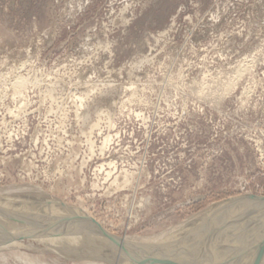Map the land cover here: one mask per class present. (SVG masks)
<instances>
[{"label": "rangeland", "instance_id": "obj_1", "mask_svg": "<svg viewBox=\"0 0 264 264\" xmlns=\"http://www.w3.org/2000/svg\"><path fill=\"white\" fill-rule=\"evenodd\" d=\"M246 194L264 198V0H0V264H108L56 254L111 245L68 224L69 244L47 195L138 240L107 254L122 264L165 242L197 256L213 226L264 248L257 207L229 202ZM239 200L221 236L208 210Z\"/></svg>", "mask_w": 264, "mask_h": 264}, {"label": "bare ground", "instance_id": "obj_2", "mask_svg": "<svg viewBox=\"0 0 264 264\" xmlns=\"http://www.w3.org/2000/svg\"><path fill=\"white\" fill-rule=\"evenodd\" d=\"M141 60V59H140ZM138 61V60H137ZM145 61V60H144ZM135 64V63H134ZM135 65H137V64H135ZM131 67V66H130ZM135 67V66H134ZM129 70V69H128ZM133 70V69H132ZM131 72V71H130ZM127 73V72H126ZM132 73V72H131ZM128 74V73H127ZM127 77V76H126ZM121 82V81H120ZM19 83V82H18ZM119 85H121V83L119 84ZM123 85V84H122ZM129 88L130 86L129 85H126V83H125V85H123V88ZM123 90H125V89H123ZM102 98V97H101ZM103 148V147H102ZM111 165V164H110ZM124 171V170H123ZM127 171V170H126ZM124 173H126V172H124ZM129 176L127 173L124 175V177L125 176ZM117 179V178H116ZM115 181V180H114ZM117 181V180H116ZM116 184V183H115ZM118 184V183H117ZM23 190V189H22ZM29 190V189H28ZM31 190V189H30ZM31 191H33V190H31ZM17 192V191H16ZM16 192H14V193H16ZM4 193V192H3ZM13 193V194H14ZM17 193H19V191L17 192ZM7 194H10V193H7ZM12 194V193H11ZM44 194V193H43ZM21 195V194H20ZM9 196V195H8ZM19 196V195H18ZM3 197L5 198V196L3 195ZM11 197V196H10ZM9 197V198H10ZM0 198H2V197H0ZM13 198H14V196H13ZM17 198V197H16ZM20 198L22 199L23 197H21L20 196ZM30 198V197H29ZM38 198V197H37ZM37 198H33L32 200H34V199H37ZM244 198V199H243ZM243 198H236V200L235 199H232V200H230L229 202H231V201H234V202H237L238 200L237 199H241L242 200V202H246L247 203V206L245 207V208H249L250 206H253V205H255L257 208H256V211H257V213H255L256 214V216H261L262 217V221H264V198H262V197H258V196H253L252 194H246V195H244L243 196ZM8 199V198H7ZM26 199H28V198H26ZM31 199V198H30ZM11 200V199H10ZM9 200V201H10ZM18 200V199H17ZM31 200V203H33V201ZM58 201V199H55V198H53V197H51V196H49V195H47L46 196V198L44 199V202H42V203H44V205L48 208L47 209V216H49V212H50V210H51V212L52 211H54V212H52L53 213V215H54V213H55V215H57L56 216V218H59V220L57 219V221L55 222L54 221V218L52 217L53 215H52V213L50 214V215H52V216H49L50 218H52V219H50V220H53L54 222H52V224L54 223V225H52V226H56V227H58L57 229H59V230H56V233L57 234H59L60 232L61 233H63L62 231H63V228H62V231H60L61 229V227H64V226H67L68 224L72 227H70L69 225V229L70 230H73L74 232H75V235H77L76 233H77V231L81 234H84V235H86V236H88L90 239L91 238H94V240L93 241H96L95 239L97 238V239H100V243H106V244H110V245H112V246H117L118 245V243L122 246H120V245H118L119 247H121L123 250H122V252H123V254L125 253V252H129V248H130V246H131V249L132 248H134L135 246H132L134 243L133 242H135V245L137 244V241L136 240H133V238H131V237H123L124 238V240H125V243L124 242H118V239L117 238H115V237H113V236H110V235H108L103 229H101L100 227L101 226H99L98 225V223L97 222H95V221H93L91 218H90V215L86 212V211H84V209H82V208H80V207H73V206H70V205H67V204H64V203H62V202H59V203H57V201ZM2 201H3V198H2ZM1 200H0V202H2ZM4 201H6L5 199H4ZM8 201V202H9ZM22 201V200H21ZM42 201V200H41ZM14 202H16L17 203V201H14ZM14 202L12 203V204H14ZM18 202H20V201H18ZM27 202H29V200L27 201ZM3 203V202H2ZM11 203V202H10ZM20 203H22V202H20ZM35 203V202H34ZM39 203H40V201H39ZM5 204V206H6V204H7V206H8V203L6 202V203H4ZM36 205L38 204V201L35 203ZM237 205H234V206H232V207H227L226 205H221V204H217V205H213V208H209L210 210H208V211H210L209 213H208V215L210 216V215H221L220 217H222L223 215L224 216H227L226 218H224V219H222L221 221H220V223H218V224H216V228H217V230H218V232H219V228H221V226H222V228H223V224L225 225V223H227L226 224V226L227 225H229V224H231V222L233 221V220H230V218L231 217H234V214L232 213V211L230 210V209H232V208H234V207H237L239 204H240V200H239V203H236ZM244 204V203H243ZM2 206H3V204H1ZM11 205V204H10ZM9 205V206H10ZM20 205V204H19ZM19 205H16V207H18ZM25 205V202H24V204H23V206ZM33 205V204H32ZM14 206V205H13ZM26 206V205H25ZM255 206H253V207H255ZM21 207V206H20ZM20 207L19 208H17V209H19L20 210ZM27 207V206H26ZM37 207V206H36ZM43 207V206H42ZM42 207H40L41 209H42ZM252 207V208H253ZM2 209L4 208V207H1ZM8 208V207H7ZM14 207H12V209H13ZM22 208V207H21ZM25 208V207H24ZM39 208V207H38ZM1 209V210H2ZM12 209H10V210H12ZM28 210H29V208H27ZM236 209V208H235ZM234 209V210H235ZM10 210H4L6 213L5 214H7L8 213V211H9V213H10ZM14 210V209H13ZM12 210V211H13ZM19 210H17L18 212L17 213H19L20 211ZM32 210V209H31ZM31 210H29V211H31ZM39 210V209H38ZM23 211H27L26 209H24ZM1 213H3V211H0ZM14 212V211H13ZM12 212V213H13ZM22 212V211H21ZM33 211H31V213H32ZM36 212V211H35ZM25 213V212H24ZM211 213V214H210ZM221 213V214H220ZM254 213V212H253ZM21 214V213H20ZM29 214V213H28ZM204 214V213H203ZM240 214V213H239ZM247 214V213H246ZM12 215V214H11ZM33 215V214H32ZM236 215H238V214H236ZM251 215H252V212H251ZM0 216H2V215H0ZM25 216V215H24ZM45 216V215H44ZM200 216V215H199ZM8 217V216H7ZM17 217V216H16ZM46 217V216H45ZM48 217V218H49ZM55 217V216H54ZM204 216H202V218H203ZM240 217V216H239ZM249 217H250V214H249ZM248 217V218H249ZM1 218V217H0ZM47 218V217H46ZM45 218V219H46ZM55 218V219H56ZM251 218V217H250ZM252 218H253V216H252ZM254 218H255V215H254ZM253 218V219H254ZM258 218V217H257ZM12 218H9V220H11ZM41 219V218H40ZM39 219V220H40ZM66 219H72L71 221L72 222H68V221H70V220H68V221H66ZM198 219V218H197ZM204 219V218H203ZM232 219V218H231ZM234 219V218H233ZM5 220V219H4ZM38 220V221H39ZM44 220V217L42 218V220L41 221H43ZM73 220L74 221H76V222H78V223H74L73 225H71V223H73ZM201 219L199 218V221H200ZM41 221H39L38 223H40ZM46 221V220H45ZM47 221H49V219H47ZM46 221V222H47ZM62 221H64V222H62ZM203 221V220H202ZM205 221V220H204ZM13 222V221H12ZM44 222V221H43ZM43 222H41V224L43 223ZM50 222V221H49ZM196 222H197V220H196ZM33 223V222H32ZM34 223H36V222H34ZM33 223V224H34ZM48 223V222H47ZM80 223H82V224H80ZM198 223V222H197ZM26 224V223H25ZM29 224V226H30V223H28ZM51 224V223H50ZM192 224V223H191ZM22 225V224H21ZM27 225V224H26ZM35 225H37V224H35ZM93 225V226H92ZM2 226V225H1ZM7 226V225H6ZM13 226H15L16 227V225H13ZM12 225H11V227H13ZM23 226V225H22ZM25 226V225H24ZM40 226V225H39ZM41 226H43L44 227V224H42ZM48 226H49V224H48ZM188 225H186V227H187ZM193 225H191L190 227H192ZM220 226V227H219ZM225 226V227H226ZM11 227H8L9 229L11 228ZM18 227L20 228V226L18 225ZM26 227V226H25ZM51 227V226H50ZM60 227V228H59ZM225 227H224V229H225ZM229 227V226H228ZM231 227V226H230ZM6 228V227H5ZM28 228V227H27ZM32 228V227H31ZM55 228V227H54ZM65 228V227H64ZM103 228V227H102ZM213 228H214V226L211 228V230H210V237L207 239V243H205V245L204 246H202L201 247V249H198L197 251H200V253H198V255L197 256H194V257H192V259H190V260H188V259H183L184 257H181V256H175V255H169L168 257H165V258H163L164 260H161L160 262L159 261H155V260H158L159 259V257L161 256H159V257H155L157 254H155L153 251V253H154V261H150L149 259V262L150 263H155V264H159V263H161V264H165L164 262H166L167 261V263L166 264H181V262L183 261L184 262V264H185V262H191L190 264H193L194 262H204V261H206V260H216V261H218V260H223V261H226V263H228V264H257V263H259V261L261 262V260L260 259H262L263 257H264V248H263V243L262 242H260L259 240H257V239H255V238H252V237H257L258 235H260L262 232H258L257 233V235H252L253 233H250V237H247V235H244V237H242V238H240V240H239V238H238V241L239 242H235L236 244H237V247H236V245L235 246H225L224 244H223V246H222V242H220V240L222 239V238H220V240L218 239V238H216V236L218 235V233H217V231L215 230V232L217 233V235L215 234H212V230H213ZM1 229V228H0ZM23 229H24V227H23ZM37 229H38V226H37ZM44 229V228H43ZM46 229H48L47 227H46ZM51 228H49V230H50ZM56 229V228H55ZM66 229H68V227H66ZM223 229V230H224ZM3 231H5L6 229H2ZM28 230H31V229H28ZM40 230H42V227H41V229ZM65 230V229H64ZM226 230V229H225ZM227 230H229V229H227ZM236 230V229H235ZM262 231H264V228H262L261 229ZM33 231H35V230H32V232ZM43 232H47V231H44V230H42ZM53 231H55V230H53V228H52V233H51V235L53 234ZM58 231V232H57ZM67 231V230H66ZM0 232H2V231H0ZM10 231H6L4 234H2V233H0V238L3 236V235H7L8 233H9ZM35 232H37V231H35ZM38 232L40 233L41 231H39L38 230ZM69 233L71 232V231H68ZM223 231H221V233H222ZM228 232V231H227ZM227 232H224V234L225 233H227ZM232 232V231H231ZM38 233V234H39ZM48 233V232H47ZM49 233V234H50ZM65 233H67V232H65L64 231V233H63V235L65 234ZM69 233H67V234H65V237H67L66 235H68V236H70V234ZM220 233V232H219ZM220 233V235L222 236V234ZM229 233V232H228ZM227 233V234H228ZM45 234V233H44ZM55 234V233H54ZM81 234V235H82ZM224 234H223V236H224ZM232 234V233H231ZM40 235H42V233L40 234ZM46 235H48V234H46ZM46 235H42V236H40V237H43L44 236V238H46ZM233 235H235V234H233ZM237 235V234H236ZM38 236V235H37ZM50 236V235H49ZM53 236H55V235H52V237ZM58 235H56V237H57ZM72 236V237H71ZM70 237H67V238H65V239H68V243L69 242H71L72 240H70L69 238H73V235H71ZM168 236V235H167ZM226 236H230V235H226ZM263 236H264V232H263ZM60 237H61V235H60ZM59 236L57 237V239L58 238H60ZM64 237V236H63ZM76 237H78V235L76 236ZM236 236H234V238H235ZM16 238V237H15ZM51 238V236L49 237V239ZM62 238V237H61ZM61 238H60V240H61ZM135 238V237H134ZM165 239H166V236L164 237ZM169 238V237H168ZM227 238V237H226ZM225 238V239H226ZM232 238H233V236H232ZM47 239H48V237H47ZM46 239V240H47ZM48 239V240H49ZM53 239V238H52ZM80 239V238H79ZM219 241H218V240ZM224 239V238H223ZM222 239V240H223ZM250 239V242H248V240ZM39 240H41V239H39ZM38 240V241H39ZM91 240V241H92ZM180 240V239H179ZM183 239H181V241H182ZM228 240H229V238H228ZM233 240V239H232ZM235 240V239H234ZM42 241V240H41ZM54 241V240H53ZM63 241H65L64 239H63ZM76 241H77V239H76ZM79 241V240H78ZM77 241V242H78ZM151 241V240H150ZM163 242H164V240H162ZM167 241V240H166ZM170 240H168L167 241V243L169 242ZM175 241V240H174ZM174 241H172L173 243H174ZM177 241V240H176ZM226 241H227V239H226ZM13 242V241H12ZM43 242V241H42ZM57 243H59L58 241H56ZM56 242H53V243H56ZM60 242H62V241H60ZM90 242V241H89ZM129 242H131V243H133L132 245H130L129 244ZM179 242V241H178ZM230 242V241H229ZM231 242H233V241H231ZM243 242H246L245 244H252V245H254V251L251 249V251L250 252H247V251H241V250H237L239 247H240V245H241V243H243ZM5 243V242H4ZM31 243V242H30ZM35 243V242H34ZM45 243V242H44ZM47 243V242H46ZM49 243L51 244V242L49 241ZM71 243H73V242H71ZM71 243H69V244H71ZM81 243V242H80ZM93 243V242H92ZM95 243V242H94ZM96 243H97V241H96ZM99 243V242H98ZM170 243V244H169ZM168 244H166V242L165 243H162V245H169V246H174V247H176V248H180V246H178L176 243L175 244H171V242H169ZM179 243H184V241H182V242H179ZM228 243V242H227ZM227 243H225V244H227ZM13 244V243H12ZM64 244V243H63ZM62 244V247H64V250L63 249H61V247L59 248V250H57V252H60V251H62V252H60V254H64L65 253V255H67V254H69V255H72L71 254V252H68V251H66L65 249V246H66V243L63 245ZM74 244L75 243H73V246H74ZM77 244H79V242L77 243ZM141 244H142V241H141ZM144 244V243H143ZM142 244V245H143ZM145 244H146V242H145ZM144 244V245H145ZM158 243H155V242H152V243H150V244H147L148 246H150L149 247V249L150 248H152L151 246H156ZM15 245V244H14ZM47 245H49V244H47ZM58 245V244H57ZM76 245V244H75ZM89 245V244H88ZM91 245V244H90ZM130 245V246H129ZM144 245H143V247L142 246H139V248H140V250H139V252H138V250H136V248H138V246L135 248V251L136 252H138V253H143L142 251H143V249H146V248H144ZM232 245H234V242H233V244ZM15 246H17V245H15ZM37 246V245H36ZM49 246H52L53 247V245H49ZM54 246H56V244L54 245ZM60 246V245H59ZM68 246V245H67ZM66 246V247H67ZM93 246H95V245H93ZM92 246V247H93ZM104 246H106V245H104ZM103 246V247H104ZM146 246V245H145ZM147 246V247H148ZM159 246V245H158ZM261 246V249H259V247ZM69 247V246H68ZM72 247V246H71ZM77 247V246H76ZM83 247V246H82ZM90 247V246H89ZM91 247V248H92ZM97 247H99V246H97ZM96 246L94 247V248H97ZM103 247H102V250H103ZM107 247V246H106ZM105 247V248H106ZM157 247V246H156ZM40 248V247H39ZM54 248V247H53ZM70 248V247H69ZM77 248H79V247H77ZM80 248H81V246H80ZM90 248V249H91ZM93 248V249H94ZM99 248H101V247H99ZM108 248H109V246H108ZM154 248V247H153ZM256 248V249H255ZM55 249H58V248H55ZM54 249V250H55ZM98 249V248H97ZM97 249H95V252H96V250ZM118 249V248H117ZM126 249V250H125ZM155 249V248H154ZM158 250H159V248H157ZM156 249V250H157ZM67 250H69V249H67ZM98 250H100V249H98ZM105 250V249H104ZM119 250V249H118ZM132 250H134V249H132ZM153 250V249H152ZM157 250V251H158ZM71 251V250H70ZM141 251V252H140ZM146 251V250H145ZM144 251V252H145ZM148 251V250H147ZM160 251V250H159ZM158 251V252H159ZM161 251H163L162 249H161ZM214 251H217V252H214ZM73 252V251H72ZM82 252H84V251H82ZM93 252H94V250H93ZM114 252V251H113ZM116 252V251H115ZM118 252V251H117ZM149 252V251H148ZM148 252H146V254H142V257L144 258V256L143 255H148V254H152V252H150V253H148ZM157 252V253H158ZM48 253V252H47ZM108 253H110V252H108ZM107 253V254H108ZM132 253V252H131ZM135 252L133 251V253L132 254H134ZM148 253V254H147ZM163 253V252H162ZM74 254V253H73ZM130 254V253H129ZM129 254H128V256H129ZM131 254V255H132ZM159 254H161V252H159L158 253V255ZM55 255V254H54ZM112 255V254H111ZM139 255V254H138ZM149 255V256H150ZM157 255V256H158ZM56 256V255H55ZM110 256V255H109ZM121 256V252H120V255H119V257ZM127 256V255H126ZM134 256V255H133ZM141 255H139V257H140ZM149 256L147 257V258H149ZM122 257H124V256H122ZM135 257V256H134ZM134 257H132V258H134ZM141 257V258H142ZM145 257V258H146ZM151 258H152V256H150ZM195 257H196V259H195ZM121 258V257H120ZM127 258H129V257H127ZM126 258V259H127ZM130 258H131V256H130ZM129 258V259H130ZM167 258V259H166ZM169 258V259H168ZM125 259V258H124ZM123 259V260H124ZM135 259V258H134ZM161 259V258H160ZM179 259V260H178ZM132 260V259H131ZM138 259L136 258V261H137ZM139 260H143V259H139ZM138 260V261H139ZM145 260H147V259H144V262H145ZM182 260V261H181ZM68 261V260H67ZM127 261V260H126ZM133 261V260H132ZM71 262H73V261H71ZM140 262V261H139ZM143 262V263H144ZM147 262V261H146ZM126 263V262H125ZM140 263H142V262H140ZM139 263V264H140ZM127 264H130V262H128ZM131 264H133V263H131ZM145 264V263H144ZM186 264H188V263H186Z\"/></svg>", "mask_w": 264, "mask_h": 264}, {"label": "water", "instance_id": "obj_3", "mask_svg": "<svg viewBox=\"0 0 264 264\" xmlns=\"http://www.w3.org/2000/svg\"><path fill=\"white\" fill-rule=\"evenodd\" d=\"M101 229H103L102 227H100ZM104 230V229H103ZM108 235L110 236H113L115 238L118 239V242H124L125 243V240L122 239L121 237L119 236H116L114 234H110L109 232H107L106 230H104ZM18 235L17 233H13L11 235L12 236H16ZM21 236H30L31 238L33 239H37L38 240V236L34 235L32 230L29 231V230H24L23 233L20 234ZM160 246H162L164 252L162 253V255L160 257H162L161 259L164 260L163 258L165 257H168L169 255H175V256H181V257H184L183 259H192V257H194V255L188 251H185V250H181L179 248H176L174 246H169V245H162V244H159ZM117 247V246H116ZM115 246H110L109 248L105 249V251H97V252H93L91 254H82V255H72V256H67L65 254H60V253H56L58 254L60 257H62L63 259H66L68 261H84V260H91V261H103V262H106L108 264H122V262H119L115 259H112L110 258L107 253L108 251L109 252H113V251H116ZM152 247H155V246H152ZM122 253V256L124 255L123 252ZM159 257V258H160ZM160 259V261H161ZM196 259V257H195ZM159 261V262H160ZM149 264H155V263H149ZM161 264V263H159ZM194 264H228L226 263V261H223V260H206L204 262H194Z\"/></svg>", "mask_w": 264, "mask_h": 264}]
</instances>
